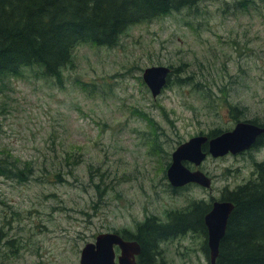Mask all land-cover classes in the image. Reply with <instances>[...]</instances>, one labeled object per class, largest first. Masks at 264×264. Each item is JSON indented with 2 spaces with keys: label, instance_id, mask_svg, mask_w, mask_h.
Instances as JSON below:
<instances>
[{
  "label": "rangeland",
  "instance_id": "374dc122",
  "mask_svg": "<svg viewBox=\"0 0 264 264\" xmlns=\"http://www.w3.org/2000/svg\"><path fill=\"white\" fill-rule=\"evenodd\" d=\"M241 1L202 0L141 22L112 49L78 46L59 86L28 68L0 79V158L35 168L26 183L0 177V264H79L100 233L132 231L150 216L165 221L168 211L217 200L254 177L248 155L208 156L198 168L210 189L173 193L165 174L191 137L264 119V0ZM182 64L190 69L153 98L142 70ZM254 156L264 160V149ZM60 158L80 161L67 176ZM201 244L195 233L162 242L155 264H208Z\"/></svg>",
  "mask_w": 264,
  "mask_h": 264
},
{
  "label": "trees",
  "instance_id": "16d2710c",
  "mask_svg": "<svg viewBox=\"0 0 264 264\" xmlns=\"http://www.w3.org/2000/svg\"><path fill=\"white\" fill-rule=\"evenodd\" d=\"M201 1L0 0V79L10 74L19 76L23 68H28L35 78H51L59 86L63 81L62 70L71 65L78 46L93 44L115 48L131 26L167 17L195 7ZM251 3L242 0L236 6H249ZM172 69L175 74L185 73L190 65L182 64ZM182 81L190 84L188 78ZM246 121L264 128V119L261 122L256 119ZM221 132L213 131L209 137ZM261 147H264V134L252 149L258 152ZM58 161V169L65 170L69 176L72 170L70 163L78 165L80 160L73 158L72 162H67L65 158H60ZM18 164L8 156L0 158V177L18 184L28 182L31 176L33 178V164L32 167H20ZM253 175L243 185L222 194L221 200L231 202L234 208L219 243L216 264H264V161L254 163ZM99 176L102 177V174ZM56 178L63 179L60 173L56 174ZM93 186L100 195V184ZM210 206L207 202L191 201L181 210L166 212L165 221L150 216L138 224L133 235L122 234L126 239L139 243L147 257L142 264H155L151 253L160 242L187 233L202 236L201 248L208 259L203 218Z\"/></svg>",
  "mask_w": 264,
  "mask_h": 264
},
{
  "label": "water",
  "instance_id": "95a60500",
  "mask_svg": "<svg viewBox=\"0 0 264 264\" xmlns=\"http://www.w3.org/2000/svg\"><path fill=\"white\" fill-rule=\"evenodd\" d=\"M169 71V68L163 66L150 67L143 71V81L150 89L153 97H156L166 84ZM262 133H264V129L259 126L250 123H238L233 131L223 133L209 141L204 136L191 138L172 153V161L166 171L170 185L178 188L189 183H195L205 188L210 187V180L204 174L200 171L188 170L182 162L186 161L198 167L206 156L201 150L206 143L208 153L214 158L222 157L227 153L235 155L250 148ZM232 210L233 204L231 202L217 201L212 204L210 211L204 216L209 264H215L219 243L225 235ZM115 245L121 249L119 264H136L132 257L134 253H139L138 246L135 243L123 241L113 233L100 234L94 243L86 244L81 251L79 264H115L113 251Z\"/></svg>",
  "mask_w": 264,
  "mask_h": 264
},
{
  "label": "flooded vegetation",
  "instance_id": "af4514ba",
  "mask_svg": "<svg viewBox=\"0 0 264 264\" xmlns=\"http://www.w3.org/2000/svg\"><path fill=\"white\" fill-rule=\"evenodd\" d=\"M125 232L129 233V234H132V233L128 232L127 230H125ZM128 241L135 242L137 244V246L139 248V253L135 255L134 261H135L136 264H142V261H146L147 257L145 256V254L142 253L141 246L139 245V243L136 240L128 239ZM133 250H135V248H133ZM120 254H121L120 249L116 247L115 248L116 259H117V257H119ZM151 254H152L151 256H152L153 260L155 261L157 259L156 257L160 254L159 245L156 247L155 251H153Z\"/></svg>",
  "mask_w": 264,
  "mask_h": 264
}]
</instances>
